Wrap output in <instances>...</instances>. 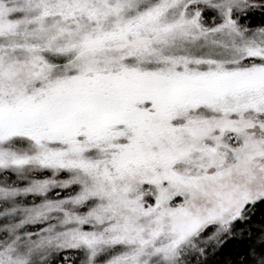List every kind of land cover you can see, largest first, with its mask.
Masks as SVG:
<instances>
[{"label": "snow or ice", "instance_id": "obj_1", "mask_svg": "<svg viewBox=\"0 0 264 264\" xmlns=\"http://www.w3.org/2000/svg\"><path fill=\"white\" fill-rule=\"evenodd\" d=\"M0 264H264V0H0Z\"/></svg>", "mask_w": 264, "mask_h": 264}]
</instances>
